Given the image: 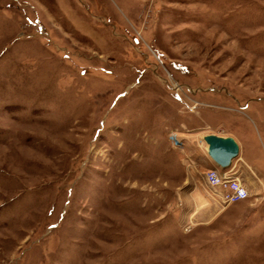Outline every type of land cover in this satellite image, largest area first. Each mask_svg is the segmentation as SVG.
<instances>
[{
  "label": "rangeland",
  "instance_id": "374dc122",
  "mask_svg": "<svg viewBox=\"0 0 264 264\" xmlns=\"http://www.w3.org/2000/svg\"><path fill=\"white\" fill-rule=\"evenodd\" d=\"M209 127L264 178V0H0V264H264Z\"/></svg>",
  "mask_w": 264,
  "mask_h": 264
},
{
  "label": "crops",
  "instance_id": "0c3cea01",
  "mask_svg": "<svg viewBox=\"0 0 264 264\" xmlns=\"http://www.w3.org/2000/svg\"><path fill=\"white\" fill-rule=\"evenodd\" d=\"M208 133H214L222 136H231L237 142L239 148L238 155L232 160L231 165L227 169L233 171L239 177L241 182L247 187L250 196L247 199L240 200V202L243 203L242 205L244 207H250L247 215L250 214L255 209V207L264 199V178L258 175L254 170V167L243 158L242 141L234 133L224 129L223 127H209L207 131H202L198 135V146L202 152V154L199 155L201 156V160H203V162L208 165L207 169L216 167L213 161L209 158L207 154L206 144L202 140V136ZM250 202L255 203H253V205H250Z\"/></svg>",
  "mask_w": 264,
  "mask_h": 264
},
{
  "label": "built area",
  "instance_id": "2783aa9c",
  "mask_svg": "<svg viewBox=\"0 0 264 264\" xmlns=\"http://www.w3.org/2000/svg\"><path fill=\"white\" fill-rule=\"evenodd\" d=\"M205 181L218 193L223 206L250 196L247 187L230 169L222 170L217 166L209 168L205 172Z\"/></svg>",
  "mask_w": 264,
  "mask_h": 264
},
{
  "label": "water",
  "instance_id": "95a60500",
  "mask_svg": "<svg viewBox=\"0 0 264 264\" xmlns=\"http://www.w3.org/2000/svg\"><path fill=\"white\" fill-rule=\"evenodd\" d=\"M202 140L206 144L209 158L222 170L227 169L238 155V144L231 136L208 133L202 136Z\"/></svg>",
  "mask_w": 264,
  "mask_h": 264
}]
</instances>
